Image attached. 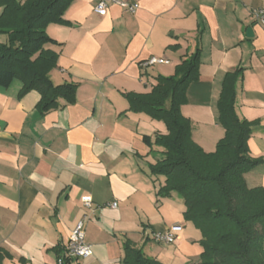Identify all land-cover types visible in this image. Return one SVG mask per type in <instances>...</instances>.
<instances>
[{"label":"crops","instance_id":"crops-1","mask_svg":"<svg viewBox=\"0 0 264 264\" xmlns=\"http://www.w3.org/2000/svg\"><path fill=\"white\" fill-rule=\"evenodd\" d=\"M123 1L137 5L134 14L109 5L100 16L96 0H73L62 14L66 24L46 28L57 44L45 47L58 53L49 78L76 85L72 104L59 100L41 113L36 91L19 96L20 81L0 88V264H64L83 216L91 255L71 264H123L124 243L161 264L199 262L201 234L184 220L183 200L159 195L165 178L150 173L162 149L143 137L152 143L167 134L165 125L130 111L125 98L149 93L157 76H172L196 50L198 79L180 107L191 139L215 151L224 136L222 82L240 70L234 109L250 124L249 156L260 161L243 177L249 189L264 188V23L252 17L264 0ZM152 57L168 64L140 65ZM173 225L181 230L172 244L151 240Z\"/></svg>","mask_w":264,"mask_h":264},{"label":"trees","instance_id":"trees-1","mask_svg":"<svg viewBox=\"0 0 264 264\" xmlns=\"http://www.w3.org/2000/svg\"><path fill=\"white\" fill-rule=\"evenodd\" d=\"M73 0H0V88L14 80L19 96L36 91L41 113L55 109L59 100L72 104L76 85H53L49 73L58 53L46 48L57 43L46 34L49 24L63 25L62 14ZM198 50L183 59L169 77L157 76L147 94H127L129 110L163 122L167 134L143 142L162 149L150 173L165 178L158 194L176 193L183 200V218L201 234L197 264H264V188L249 189L244 174L260 161L249 156L250 124L235 113V84L240 70L227 73L217 102L224 136L213 153H205L191 139L190 122L181 115L190 83L198 79ZM123 264H161L140 248L124 243ZM66 258L64 264H71Z\"/></svg>","mask_w":264,"mask_h":264},{"label":"built area","instance_id":"built-area-1","mask_svg":"<svg viewBox=\"0 0 264 264\" xmlns=\"http://www.w3.org/2000/svg\"><path fill=\"white\" fill-rule=\"evenodd\" d=\"M96 6L94 11L103 16L106 13V9L109 5H116L122 9H125L131 14H134L137 5L129 4L123 0H96ZM252 17L258 23H264V8L256 9L252 11ZM156 64H168V60L164 58H155L152 57L146 61H143L140 65L142 67H149ZM82 205L86 210H91V201L89 197L82 199ZM111 208L116 207V203L109 205ZM85 219L86 216H83L80 220L77 221L74 228L71 230L65 248L64 254L66 258L72 260L87 259L91 255V246L85 242ZM181 230V226L173 225L164 233H152L151 240L158 244L170 245L174 242L176 233Z\"/></svg>","mask_w":264,"mask_h":264},{"label":"water","instance_id":"water-1","mask_svg":"<svg viewBox=\"0 0 264 264\" xmlns=\"http://www.w3.org/2000/svg\"><path fill=\"white\" fill-rule=\"evenodd\" d=\"M246 36H251V29H247Z\"/></svg>","mask_w":264,"mask_h":264},{"label":"rangeland","instance_id":"rangeland-1","mask_svg":"<svg viewBox=\"0 0 264 264\" xmlns=\"http://www.w3.org/2000/svg\"><path fill=\"white\" fill-rule=\"evenodd\" d=\"M0 39H2V40L4 39V40H5V37H2V36L0 35ZM198 244H199V242H198ZM198 260L200 261V257H199V259H197V261H198Z\"/></svg>","mask_w":264,"mask_h":264}]
</instances>
